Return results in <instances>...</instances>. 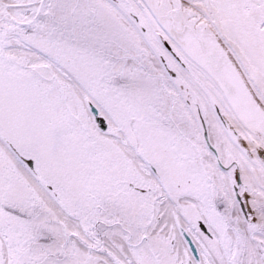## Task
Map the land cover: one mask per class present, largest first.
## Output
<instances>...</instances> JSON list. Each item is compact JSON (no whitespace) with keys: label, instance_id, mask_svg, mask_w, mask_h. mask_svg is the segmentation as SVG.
Masks as SVG:
<instances>
[{"label":"snow or ice","instance_id":"1","mask_svg":"<svg viewBox=\"0 0 264 264\" xmlns=\"http://www.w3.org/2000/svg\"><path fill=\"white\" fill-rule=\"evenodd\" d=\"M0 264H264V0H0Z\"/></svg>","mask_w":264,"mask_h":264}]
</instances>
